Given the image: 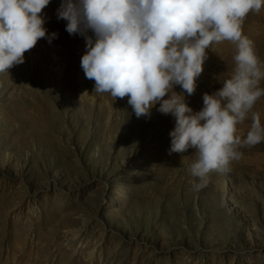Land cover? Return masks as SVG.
Returning a JSON list of instances; mask_svg holds the SVG:
<instances>
[{
    "label": "rangeland",
    "instance_id": "374dc122",
    "mask_svg": "<svg viewBox=\"0 0 264 264\" xmlns=\"http://www.w3.org/2000/svg\"><path fill=\"white\" fill-rule=\"evenodd\" d=\"M60 4L42 13L57 38L0 73V264H264V142L195 190V151L169 154L174 118L159 105L136 118L127 97L94 92ZM243 33L264 61V7ZM234 54L226 41L206 49L183 93L193 112L230 78ZM254 113L264 125V97L237 125L242 139Z\"/></svg>",
    "mask_w": 264,
    "mask_h": 264
},
{
    "label": "clouds",
    "instance_id": "9594fccd",
    "mask_svg": "<svg viewBox=\"0 0 264 264\" xmlns=\"http://www.w3.org/2000/svg\"><path fill=\"white\" fill-rule=\"evenodd\" d=\"M50 2L0 0V73L23 64L40 39L57 38L44 27ZM262 7L264 0H61L56 16L70 36L84 38L80 67L94 92L114 101L127 97L136 118L150 117L156 105L174 118L169 154L195 151L189 171L199 190L211 173L242 158L241 147L264 142L258 113L246 137L237 135V125L264 97V61L243 33L247 16ZM225 41L235 49L232 74L219 90L204 93L193 112L183 93L194 94L206 49Z\"/></svg>",
    "mask_w": 264,
    "mask_h": 264
}]
</instances>
